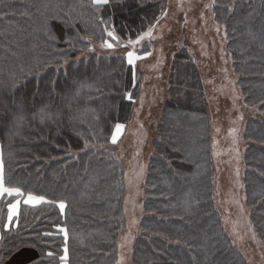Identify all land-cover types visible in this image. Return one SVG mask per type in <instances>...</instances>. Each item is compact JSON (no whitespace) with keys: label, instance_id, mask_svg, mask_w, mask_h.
<instances>
[{"label":"trees","instance_id":"16d2710c","mask_svg":"<svg viewBox=\"0 0 264 264\" xmlns=\"http://www.w3.org/2000/svg\"><path fill=\"white\" fill-rule=\"evenodd\" d=\"M166 8L167 0H112L99 11L90 0H0V162L5 185L25 193L0 197V264L22 242L35 264H61L65 243L67 264H116L126 236L124 167L105 147L115 125L131 121L141 83L125 57L99 51L110 50L104 40L116 46L106 27L126 44ZM211 13L242 103L256 111L242 132V184L264 243V0H213ZM166 78L170 99L155 125L130 264H248L215 207L211 117L186 48ZM28 193L51 203L26 205Z\"/></svg>","mask_w":264,"mask_h":264},{"label":"rangeland","instance_id":"374dc122","mask_svg":"<svg viewBox=\"0 0 264 264\" xmlns=\"http://www.w3.org/2000/svg\"><path fill=\"white\" fill-rule=\"evenodd\" d=\"M213 0H167L166 11L139 43H115L104 56H123L132 51L140 57L132 65L140 77L139 97L129 126H123L116 143L105 149L124 167L123 210L126 236L118 245L116 264H130L133 240L139 234L143 182L152 154L155 125L164 102L170 99L166 80L174 53L186 48L200 75L211 117V156L214 171L215 207L232 245L248 264H264V243L249 222L242 176V132L255 110L242 103L237 78L225 50L224 29L212 18ZM146 36V37H145ZM148 48V52L146 51ZM146 49V50H145ZM13 264V259L8 263Z\"/></svg>","mask_w":264,"mask_h":264},{"label":"snow or ice","instance_id":"6c2138e0","mask_svg":"<svg viewBox=\"0 0 264 264\" xmlns=\"http://www.w3.org/2000/svg\"><path fill=\"white\" fill-rule=\"evenodd\" d=\"M112 2V0H90V3L92 6L96 7L97 11L100 10L101 7L109 5ZM105 34L106 36L110 37L112 41H117L119 42L121 37L118 36L115 32V30H109L108 27L105 28ZM144 35H151V33H145ZM144 35H139L137 37L136 40H129V44H134V43H139L141 40H143ZM102 47L107 48V49H112L114 47V45L109 42V40H104L102 42ZM91 50V49H90ZM140 57L135 56L134 53L132 51H129L127 53V63L129 65H133L134 61L136 59H139ZM127 99H131V96H127ZM123 128V125L117 123L115 125V129L112 133V143H116L117 141V134L121 132ZM5 194H7L8 196H25V193L23 191H21V189L19 187H12V186H6L5 185V178H4V174H3V164L2 162H0V197H3ZM21 201L20 200H16L13 203H10L8 205V209H7V221L8 223H6L4 225L5 229H8L9 224H11L14 220V218L18 215V211H19V205H20ZM23 203L26 205H32V206H36L42 203H51V201L46 200L43 196H36L33 195L31 193H28L26 195V198L23 200ZM58 207L60 209L61 214L64 213V209L66 207V205L64 204V202H59L58 203ZM58 231L64 234V238L65 241H67L68 239V233L67 230L63 227L58 228ZM45 236H49L51 235V233H44ZM27 245L24 244L22 242L21 245H14L13 246V250L10 251L9 255L13 258V264H35V258L32 257L28 251H26ZM48 256H52L53 253L52 252H48L47 253ZM2 259V258H0ZM61 261L63 262V264H67L68 262V248H67V244L65 243V247H64V255H62L60 257Z\"/></svg>","mask_w":264,"mask_h":264},{"label":"crops","instance_id":"0c3cea01","mask_svg":"<svg viewBox=\"0 0 264 264\" xmlns=\"http://www.w3.org/2000/svg\"><path fill=\"white\" fill-rule=\"evenodd\" d=\"M26 251H28L29 254H30L32 257H34V258L37 257V253H36L35 250H33V249H26ZM12 259H13V258L11 257L8 261L4 262L3 264H8ZM61 264H63V262H61Z\"/></svg>","mask_w":264,"mask_h":264}]
</instances>
